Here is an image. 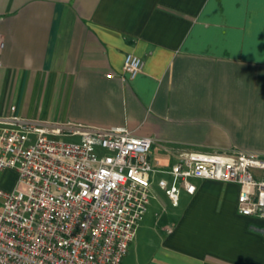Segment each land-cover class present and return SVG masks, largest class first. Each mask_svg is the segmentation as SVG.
<instances>
[{
  "label": "crops",
  "instance_id": "crops-1",
  "mask_svg": "<svg viewBox=\"0 0 264 264\" xmlns=\"http://www.w3.org/2000/svg\"><path fill=\"white\" fill-rule=\"evenodd\" d=\"M0 42V117L74 141L126 128L166 168L185 151L264 156V0H0ZM126 54L143 61L132 80ZM195 185L179 215L138 224L122 264H264L238 187Z\"/></svg>",
  "mask_w": 264,
  "mask_h": 264
},
{
  "label": "built area",
  "instance_id": "built-area-1",
  "mask_svg": "<svg viewBox=\"0 0 264 264\" xmlns=\"http://www.w3.org/2000/svg\"><path fill=\"white\" fill-rule=\"evenodd\" d=\"M142 68L125 55L128 79ZM63 135L0 117V175H16L11 190L0 184V264H122L155 182L172 206L197 181L234 184L237 214L264 220V156L185 151L166 168L152 160L153 140L126 128L76 129L74 142Z\"/></svg>",
  "mask_w": 264,
  "mask_h": 264
},
{
  "label": "rangeland",
  "instance_id": "rangeland-1",
  "mask_svg": "<svg viewBox=\"0 0 264 264\" xmlns=\"http://www.w3.org/2000/svg\"><path fill=\"white\" fill-rule=\"evenodd\" d=\"M31 140V139H30ZM60 141L62 142H74L73 139H69V138H65L62 137L60 138ZM157 161L159 164H165L169 162V160H166L167 157H157L156 156ZM15 178L16 175L13 171H6L3 174L0 175V184L1 186L6 189V190H11L14 182H15ZM153 194L155 196V198L153 199L152 197H150V202L149 205L147 207V211L146 214L143 217V220L141 221V223L138 226V232L143 231V228H146L143 224L145 223V220H152V221H156L157 218H155L156 216H169V215H173V214H177L179 215L181 213V209H182V202H183V197L181 199L180 204L178 203V206H172V204L169 202V200L167 199V197L165 196L164 192L161 191L157 185L156 182L153 184ZM159 203H163V207L161 206V204ZM159 217V218H160ZM162 223V222H161ZM139 234V233H138Z\"/></svg>",
  "mask_w": 264,
  "mask_h": 264
}]
</instances>
